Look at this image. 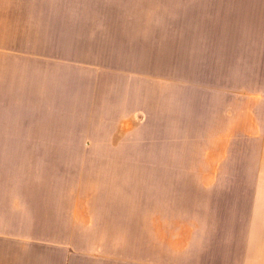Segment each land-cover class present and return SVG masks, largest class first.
Instances as JSON below:
<instances>
[{
	"label": "rangeland",
	"instance_id": "obj_1",
	"mask_svg": "<svg viewBox=\"0 0 264 264\" xmlns=\"http://www.w3.org/2000/svg\"><path fill=\"white\" fill-rule=\"evenodd\" d=\"M48 242L264 264V0H0V264Z\"/></svg>",
	"mask_w": 264,
	"mask_h": 264
},
{
	"label": "crops",
	"instance_id": "obj_2",
	"mask_svg": "<svg viewBox=\"0 0 264 264\" xmlns=\"http://www.w3.org/2000/svg\"><path fill=\"white\" fill-rule=\"evenodd\" d=\"M120 215L123 213H119ZM117 215V214H116ZM127 216V215H124ZM124 219V218H123ZM122 218H117L121 221ZM64 220V219H61ZM70 220H78V218H70ZM56 233L58 237L66 236L65 232ZM50 236V234H49ZM54 236V235H52ZM67 237V236H66ZM76 245H72L75 247ZM77 247V246H76ZM67 254V249L61 244L47 243L46 264H149L148 255H134L130 252L123 253H104L100 255H90L80 252L78 248Z\"/></svg>",
	"mask_w": 264,
	"mask_h": 264
}]
</instances>
